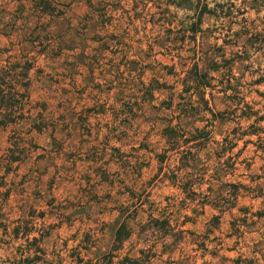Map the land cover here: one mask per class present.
I'll return each instance as SVG.
<instances>
[{
    "label": "rangeland",
    "instance_id": "374dc122",
    "mask_svg": "<svg viewBox=\"0 0 264 264\" xmlns=\"http://www.w3.org/2000/svg\"><path fill=\"white\" fill-rule=\"evenodd\" d=\"M0 65V264H264V0H0Z\"/></svg>",
    "mask_w": 264,
    "mask_h": 264
},
{
    "label": "trees",
    "instance_id": "16d2710c",
    "mask_svg": "<svg viewBox=\"0 0 264 264\" xmlns=\"http://www.w3.org/2000/svg\"><path fill=\"white\" fill-rule=\"evenodd\" d=\"M180 5V4H179ZM197 23L192 24V29L194 28V25ZM196 32V29L194 30ZM26 66L22 69H24V75L26 76L28 74L29 69L32 67L31 63L28 61L25 63ZM14 67V66H13ZM12 68V67H11ZM211 70V67H210ZM15 71V70H14ZM13 70L9 68H4L0 65V125H8L13 122H16L17 118L20 115V103L18 104L19 100L16 98L17 96V90L15 87L12 86V84L8 87V79L6 78V73H14ZM5 72V73H4ZM191 73L194 74V77L191 80V85L189 86L190 89H196L197 93H200L203 99H205V91L211 87V79L209 77L210 72L208 69H206L204 72L202 69H199V64L196 62L190 69ZM212 78V77H211ZM29 80L26 81V85L29 83ZM15 82V81H14ZM203 94H202V92ZM25 93V92H24ZM22 94L25 95V94ZM208 102V101H207ZM183 113H186L188 116L192 117V113L189 111H183ZM181 113L178 114L176 119L181 118ZM215 115V114H214ZM180 123V121L178 120ZM166 131L168 132V136L170 140L173 139L175 141V134H176V125L168 124L166 126ZM1 227V226H0ZM125 228V224H121V226L118 228L116 233V241H122L123 238L121 237V233L123 229ZM19 229V226L14 227V231L17 232ZM28 264H38L36 258L27 257Z\"/></svg>",
    "mask_w": 264,
    "mask_h": 264
}]
</instances>
